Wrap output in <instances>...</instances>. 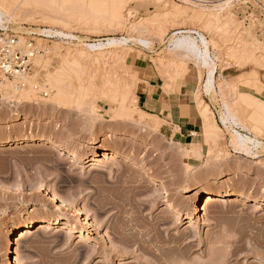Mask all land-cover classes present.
I'll return each instance as SVG.
<instances>
[{"label":"rangeland","instance_id":"374dc122","mask_svg":"<svg viewBox=\"0 0 264 264\" xmlns=\"http://www.w3.org/2000/svg\"><path fill=\"white\" fill-rule=\"evenodd\" d=\"M227 1L162 0L156 5L126 0L125 27L111 25V20H102L97 28H84L78 23L69 28L56 25L52 19L60 17L58 3L36 13L30 11L32 15L28 10L16 11L6 27L20 34L23 45L33 40L36 54L33 74L24 86L0 74V84L11 82L19 89L10 94L13 98L7 95L9 99L0 93V141L14 140L0 145V264H14V260L5 259L7 235L30 220L71 224L76 232H62L63 228L56 225L16 239L15 258L21 264H264V207L258 206L264 202V122L253 118L256 107L246 96L252 94L264 101V69L252 59L245 58V62L242 56L236 58L246 48L244 41L255 49V39L261 49L257 51V46L254 50L256 58L264 56V0H235L224 6L218 12L219 28L223 30L230 17L236 23L224 33L218 25L207 26L208 18L195 25H181L184 28L180 24L177 28L175 23L173 27L165 20L163 25L168 26L161 27L162 21L151 18L163 15L167 10L164 7L173 9L175 5L191 14H208ZM45 28L77 38L40 36ZM180 28L197 30L222 46L216 83L223 93L208 99L202 95L222 132L214 143H205L206 150L198 162L190 160L191 156L185 158L187 149L163 136L158 127L161 123L155 121L156 126L155 118L139 108L137 95L144 71L131 59L142 63L147 60L144 65L155 70L165 85L166 71L171 75L177 68L166 65L168 69L162 70L158 61L170 59L166 54L168 39ZM140 36L152 42V48L141 46L137 42ZM108 37L134 40L125 51L107 53L109 57L95 66L99 72L91 71L93 67L86 64L85 71L67 78L68 96L60 101L57 89L48 80L59 72L62 57L69 52H90L84 45ZM57 47L61 55L54 51ZM248 47L253 50L250 44ZM190 65L193 63H188V68ZM253 71L259 73L257 86L251 82ZM225 82L234 83L237 90L224 88ZM124 84L131 90L127 110L121 107ZM255 86L263 88L262 93ZM26 90L30 92L27 100L23 97ZM222 100L235 108L239 105L237 115L241 122L244 116L242 124L248 129L238 130L257 136L263 143L256 155L235 153L232 132L221 123ZM18 139L38 143L31 146L15 142ZM99 151L103 153L96 156ZM76 153L85 161L69 159V154ZM145 169L151 177L141 176ZM154 179L159 182L154 184ZM199 190L214 194L228 191L248 200L243 204L235 197L219 196L220 202L208 205L202 198V215L193 216L190 204ZM53 194L81 210L92 228L61 209V204L53 202ZM178 211L183 219L175 218Z\"/></svg>","mask_w":264,"mask_h":264},{"label":"bare ground","instance_id":"6f19581e","mask_svg":"<svg viewBox=\"0 0 264 264\" xmlns=\"http://www.w3.org/2000/svg\"><path fill=\"white\" fill-rule=\"evenodd\" d=\"M130 1H132V0H130ZM133 1L138 2L140 4L141 3L142 4L143 3H153L156 5H159L160 3H162V0H133ZM233 1H235V0H228L225 3L219 4L211 12L207 9L210 12L208 14H206L205 11L204 12L199 11L200 13H196V14H193V13H195V12H193L191 14L188 12L187 9L182 8V6H181L182 9L176 8L175 7L176 5L171 7L173 9L167 8V6H166V8L164 7V9H167V10L170 9L169 11L163 10V11H166V12H164V14L162 13L163 15H160V13H159L158 15L157 14L153 15L151 18H152V20L156 18L154 21H162L161 27H163L165 25V24L163 25V20H165L168 23L172 22L171 25L173 23H175V26H177V28H178V24H180L179 27L181 25L184 26L185 24H188V23L189 24H191V23L196 24V22L202 21L200 19L208 18L207 23H206L207 26H210L212 24L215 26L218 25V29H221V28H219V27H221V25H219V24H221L220 23L221 18L218 15V12L222 11L224 9V6H230L233 3ZM56 3L59 4L60 11H61L60 17L52 19V20H55L56 25H61V26L69 28L70 27L69 25H72L74 23H78L79 25H81L84 28H89L91 26L97 28L101 25V23H103L102 20H111L112 21L111 25H115V26H119V27H125L124 26L126 23L125 19L127 18V16H125V7L127 4L126 0H110V1L109 0H84L83 2H80L79 0H0V29H4V28L6 29L7 28L6 27L7 22L11 18L15 17V13L18 9L23 10V12H25L24 10H28L29 13H30V11L36 13L40 9H45L49 5L56 4ZM67 7L71 8L70 11H68L66 9ZM178 7H179V5H178ZM23 12L21 11V13H23ZM32 14L33 13H30V15H32ZM131 15L132 14L129 13V16H131ZM157 16H160L161 18L159 17L160 18L159 19ZM230 19H231V21H229L227 24L225 23L226 27L222 26L223 30L224 29L229 30V26H232L233 23H235L234 20H232V17H230ZM145 21H149V20L147 19ZM225 21H228V20H225ZM149 23H151V22H149ZM176 23H177V25H176ZM146 24H148V22L145 23V25ZM166 25H167V23H166ZM166 25H165V27H166ZM175 26L173 24V27H175ZM183 26H181V27H183ZM130 27H133V26H130ZM170 27H172V26H170ZM233 27H234L233 31H235L236 25H234ZM141 28H143V26ZM189 28H188V30H182L181 28L177 29L176 32H174L172 34V36L168 39V44L166 46V50L168 52L166 54H168L167 57H169L170 59L165 60L164 58H166V57L163 56L164 58L160 59L158 61V65L161 67V69H162V67H164V68L167 67L166 65H168V67L173 66V68H175V67L177 68V70L175 72L171 71L172 72L171 75L168 74L169 71H166L167 75L164 77L166 79V83L163 86V91L169 95L175 93L177 91L176 88H177V84H178L179 80L182 78H184V79L186 78L185 76L187 75V72H188V63H193V65L196 66L197 70L199 71V75H200V77H199L200 78L199 79V81H200V85H199L200 87L199 88L200 89L198 88L199 90L196 92L195 111H196V114L202 119L201 122H202V125L204 128V136H205L206 143L212 144V142L214 143L216 141V139L218 137H220L219 133L222 132V127L219 124H217L209 105L206 104L202 95L205 94L207 96H216L221 91L220 89H219L220 90L219 91L218 87H217L216 75L218 72L219 55L222 54V50L220 49L222 46H219L220 44L219 45L213 44V42L210 41L201 32H199L197 30H189ZM55 29H52V28L46 29L45 28V30H43L41 32L40 36H44L47 38L58 37V38H62L65 40H70V39L75 40L77 38L74 35H71L69 33L67 34L63 31L55 30ZM135 29H137V27H135ZM139 29H140V26H139ZM143 29H145V28H143ZM230 29H231V27H230ZM223 30H222V32H223ZM156 31H158V30H156ZM233 31H231V32H233ZM136 32H138V30ZM224 32H226V31H224ZM239 33H240V31H239ZM163 35H164V33L161 36H163ZM138 36H139V34H138ZM236 37H238V36H236ZM239 37H240V34H239ZM133 40L134 39L131 37L130 38H128V37H121V38L108 37L106 39L96 40L93 43H88V44L84 45L85 48L87 47L88 51H90V52H87V51L86 52H80V53L69 52L68 54H66L65 56L62 57L61 68L58 69L59 72L58 73L55 72V75L52 74V76H49V80H48L49 85L51 83V85H53L55 87V89H57V92H58L57 96H58V98H61L60 101L62 99H65L66 95H67V89L66 88H68V87H65V83H66L65 81H67V78H68V80H70L69 78L73 74L79 75L81 72L85 71L86 70L85 69L86 64H89L90 68L93 67V69H91V71H95V73L99 72L98 71L99 68H95V66L100 65L102 63V61L106 58L107 53H111L113 51V54H114V52H116L114 50L118 51V49L119 50L124 49V51H125V49H127L129 47L130 43ZM255 40H254V42L258 43L257 39H255ZM40 41H42V40H40ZM137 42L145 48H150L153 45L152 42L141 38V36H140V38H137ZM244 43H245V45L247 44L245 41H244ZM256 43H254V44H255L256 48L258 46V49H257V51H258L260 46L257 45ZM249 44L252 48L254 47L253 44H251V43H249ZM249 44H247V46L244 45V47H246V48H244V50L242 51L243 53L241 52L242 55L237 56L236 53H234L236 55V58H238L240 60L239 57L242 56V57H244L245 62H246L245 58H247L249 60L252 59L253 62L255 63V65L264 69V56L257 59L256 53H255L257 51H254L256 48L255 49L253 48V50L249 49V47H248ZM87 49H85V50H87ZM260 50H259V52H260ZM54 51H56V53L58 55H61L60 54V48L57 47V48H55ZM116 54H117V52H116ZM118 54H119V52H118ZM107 57H109V56H107ZM239 63H242V61ZM247 63H249V62H247ZM239 66L243 67L244 65L239 64ZM168 67H167V69H168ZM100 71H101V69H100ZM164 73H165V69H164ZM204 75H205V79H204ZM128 82H130V81H128ZM251 82L256 83V86H257V83L259 82V73L258 72L253 71ZM126 83H127V80H126ZM225 83H226V85H223V86H225L224 88H226L228 86L227 87L228 89L232 88L233 91L237 90L236 89L237 86L234 85V83H231V82L230 83L225 82ZM248 83H250V82H248ZM14 84H15V82H14ZM259 85H261V83H259ZM256 86L254 87L255 90H257L259 93H262L263 88H259ZM123 87H124V90L122 91L123 94H122V98H121V102H122L121 107L124 110H127L129 108L128 107L129 106V100H130L129 95H131L130 94L131 90H130L129 85H127V84H124ZM249 87H251V86H249ZM51 88H53V87H51ZM15 90H19V89L17 86H14L13 83L11 84V82H5L4 84L3 83L0 84V93L5 94L6 98H8V99H9V96H7V95H10ZM220 93H223V90ZM13 94L16 96L15 93H13ZM27 94L30 95V92L27 91V92H24V94H23V97L26 100L28 98V96H26ZM64 95H65V97H63ZM10 96L13 98V95H10ZM221 96H222V94H221ZM223 96H224V94H223ZM246 96L248 97L249 101L250 100L252 101L250 103L256 107V108H254L255 112H253L254 113L253 118L255 116L256 119H259V120L264 122V101L257 98L256 96H254L252 94H247ZM23 97H21V98H23ZM6 98L4 97V99H6ZM14 99H16V98L14 97ZM28 100L31 101L30 99H28ZM243 101H245V100H243ZM249 101H247L245 103H249ZM222 102H224V103H222L223 105H222V113H221V123L223 124V126L227 130H230L232 132L233 138L231 139L232 140L231 144L233 145V147L236 151L235 153L243 154V155L249 156V157L256 155L255 151L258 150L262 146L263 143L257 138V136L252 137V135L250 136V135L243 134L241 131L238 130L240 128L243 129L244 131L248 129L245 125L242 124V122L244 120H246L244 118V116L242 115L243 120L241 122L240 117L237 115V112H238L237 107H239V105H235V106H237L235 108L232 104H229L228 102H225L223 100H222ZM250 110H251V107H250ZM153 118H155L154 122L158 120L157 117H153ZM141 121H142V119H141ZM158 121L160 122L161 120H158ZM251 121H252V119H251ZM159 122H158V124H159ZM145 125L148 126L147 124H145ZM155 125L157 126L156 122H155ZM159 126L160 125H158V127ZM149 129H150V127H149ZM149 129H148V131H149ZM12 141H14V140L7 139L5 141H0V145L10 143ZM15 142L26 143V144H30L31 146L33 144L38 143V142L33 141V140L25 142V141L19 140V139L16 140ZM100 153H103V151H99V153H97L96 156L100 155ZM69 155H70L69 159L72 161H75V162H84L85 161L84 158L80 154L76 153V154H69ZM191 155L192 154H191V152H189V150L183 152V156L185 158H189ZM108 156H113V155L110 154ZM141 176H143V177L150 176L151 177V172L149 170L145 169L142 171ZM154 181H155L154 184H157L156 182H159L158 179H154ZM219 196H221V198H233V197H235L237 202H240L243 204L244 203L246 204L247 200H248L247 198L243 199L242 197L236 196V195L232 194V192H228V191L224 192V193H220V194H214V193L209 192V191L199 190L196 192V194L193 197V203L190 204L191 208H193V214L192 215L193 216H201L202 215V209L200 206V199H202V198L205 199L206 204L209 205L211 203L213 204L215 202H220L222 199H219ZM52 200H53V202H57V204H61L60 205L61 209L67 211V213L69 212L74 217L80 218L89 228H92L90 221L88 220V217L84 216L83 212L81 210H76L70 202H68L67 200H65L64 198L60 197L57 194H53ZM258 204H260V205H258L259 207H261V208L264 207V202H259ZM176 214L177 215L175 218H177V219H183L184 218V215H182V213L180 211L176 212ZM56 225H59L57 221L38 222V221L30 220V221H27V222L15 227L7 235L8 247H7V250L5 252V259H9V260H11V262L14 260V264H21V261L19 259L15 258V254H16L15 241H16V239L25 238L29 234H32V232L36 229L37 230H44V229L52 228L51 226H56ZM59 226L63 228V229H61L62 232H70V233L76 232L74 225L60 224Z\"/></svg>","mask_w":264,"mask_h":264},{"label":"crops","instance_id":"0c3cea01","mask_svg":"<svg viewBox=\"0 0 264 264\" xmlns=\"http://www.w3.org/2000/svg\"><path fill=\"white\" fill-rule=\"evenodd\" d=\"M131 59L136 65L140 64L139 68L144 71V79L137 95L139 108L161 120L162 135L189 150L192 154L190 160L200 161L199 156H203L206 150V141L202 119L195 111L196 91L200 87L199 71L194 65H190L186 78L178 82L177 91L169 95L162 90L164 82L155 70L144 65L147 60L142 63ZM205 97L208 99L209 96ZM205 102L207 103L206 99Z\"/></svg>","mask_w":264,"mask_h":264},{"label":"built area","instance_id":"2783aa9c","mask_svg":"<svg viewBox=\"0 0 264 264\" xmlns=\"http://www.w3.org/2000/svg\"><path fill=\"white\" fill-rule=\"evenodd\" d=\"M33 40L23 45L20 34L15 30L0 29V74L8 80L24 86L27 78L33 74V58L36 50ZM45 97L47 93H43Z\"/></svg>","mask_w":264,"mask_h":264}]
</instances>
